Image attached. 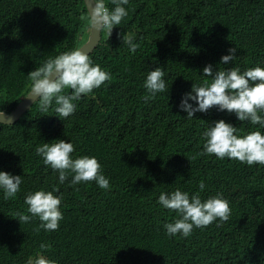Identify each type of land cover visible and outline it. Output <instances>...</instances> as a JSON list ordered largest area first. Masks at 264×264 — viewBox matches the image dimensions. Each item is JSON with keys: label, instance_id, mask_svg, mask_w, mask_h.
Returning a JSON list of instances; mask_svg holds the SVG:
<instances>
[{"label": "trees", "instance_id": "16d2710c", "mask_svg": "<svg viewBox=\"0 0 264 264\" xmlns=\"http://www.w3.org/2000/svg\"><path fill=\"white\" fill-rule=\"evenodd\" d=\"M124 7L128 15L89 54L110 81L73 101L67 119L54 102L47 112L36 103L16 123H0V165L22 178L14 199L0 189V264H34L38 255L55 264H264V166L197 155L219 120L238 136L264 127L218 107L188 119L179 107L193 84L211 82L203 76L209 64L213 72L264 68V0H129ZM87 11L84 0H0V110L11 112L29 93L31 71L88 40ZM124 35L140 44L135 53ZM230 48L236 59L221 64ZM157 67L168 91L145 102L144 82ZM60 139L74 145L73 159L97 158L108 190L94 181L72 186L71 176L60 183L35 151ZM54 189L63 219L57 231L37 234L38 218L20 223L15 214H28L29 193ZM177 189L199 192L202 201L222 194L229 220L169 236L164 225L180 217L157 201Z\"/></svg>", "mask_w": 264, "mask_h": 264}, {"label": "clouds", "instance_id": "9594fccd", "mask_svg": "<svg viewBox=\"0 0 264 264\" xmlns=\"http://www.w3.org/2000/svg\"><path fill=\"white\" fill-rule=\"evenodd\" d=\"M87 3L88 11L81 19L85 22V30L91 29L94 33L106 31L110 36L112 30L128 15L124 5H127L129 0H111L114 5L111 10L105 0H87ZM122 41L132 53L140 48V44L131 36H122ZM82 49L77 47L50 58L41 67L31 71L28 74L31 81L30 92L26 99H31L32 104L38 103L42 112H47L54 102L57 106L55 112L61 120L72 116L76 110L73 101L92 93L94 89L111 80L110 73L99 65H94L90 56ZM236 51V48H230V54L222 56L221 64L233 62L236 59ZM164 75L163 69L159 67L149 71L144 82V88L149 93L143 97L145 102L155 98L157 93L168 91ZM203 76L205 79L210 77L211 82L206 79L202 86L193 84L191 92L185 94L181 100L179 107L187 113L188 119H193L194 116H197L195 119H201L200 112L206 113L209 109L218 107L220 111L234 113L241 122L264 127V115H261L264 113V68H249L241 73L239 68L232 67L213 72L212 65L209 64L204 67ZM68 89L71 94H64ZM189 101H194L196 106ZM237 131V127L224 120L215 122L214 126L211 125L203 133V151L197 155L215 156L219 160L229 158L248 166H264V134L252 131L238 136ZM35 151L46 166L58 172L61 184L71 176L72 186L94 181L101 189L110 188L109 180L102 174L97 158L82 156L73 159L75 148L70 142L60 139L53 143H43ZM21 183V176L0 171V189L3 190L5 200L16 197ZM199 188L201 191L205 189L203 181L200 182ZM54 191L58 189L29 193L24 201L28 214H15L19 222L28 223L33 218H38L40 224L35 229L37 234L41 229L46 232L57 231L59 222L63 219L60 210L62 196L54 195ZM157 202L180 217L175 222L164 225L169 236L179 234L187 238L195 228H206L217 220L223 224L231 215L229 202L222 194L202 201L199 192L190 196L189 193L177 189L170 195L161 193ZM40 248L49 250L50 245L42 243ZM34 264H55V261L38 255Z\"/></svg>", "mask_w": 264, "mask_h": 264}, {"label": "water", "instance_id": "95a60500", "mask_svg": "<svg viewBox=\"0 0 264 264\" xmlns=\"http://www.w3.org/2000/svg\"><path fill=\"white\" fill-rule=\"evenodd\" d=\"M84 1L88 9L87 0ZM101 42H102V32L98 34L92 32L91 30L88 40L80 47L83 48L82 50L89 55L101 44ZM28 94L26 95V97L28 96ZM26 97L11 112L0 110V113H3V115H0V123L3 124L16 123L33 106L32 100L26 99Z\"/></svg>", "mask_w": 264, "mask_h": 264}, {"label": "rangeland", "instance_id": "374dc122", "mask_svg": "<svg viewBox=\"0 0 264 264\" xmlns=\"http://www.w3.org/2000/svg\"><path fill=\"white\" fill-rule=\"evenodd\" d=\"M30 92V91H29ZM26 97V96H25ZM0 171H3V172H7V173H10L12 175L11 172L7 171L2 165H0Z\"/></svg>", "mask_w": 264, "mask_h": 264}]
</instances>
